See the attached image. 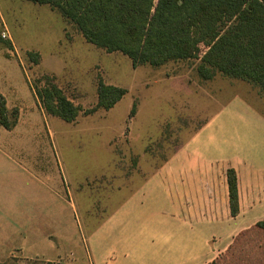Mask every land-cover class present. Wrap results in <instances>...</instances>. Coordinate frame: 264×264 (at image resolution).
Here are the masks:
<instances>
[{"label": "rangeland", "instance_id": "374dc122", "mask_svg": "<svg viewBox=\"0 0 264 264\" xmlns=\"http://www.w3.org/2000/svg\"><path fill=\"white\" fill-rule=\"evenodd\" d=\"M0 38V93L22 117L11 131L0 126V264L42 262L28 256L44 255L48 240L61 252L56 263L75 264L69 253L82 256L88 234L124 197L113 190L132 192L235 97L264 116V96L251 84L220 74L201 81L193 60L133 68L47 5L0 0ZM45 77L81 107L75 121L44 112L31 86ZM98 79L127 93L111 109L85 114ZM262 248L264 234L255 233L218 264H253Z\"/></svg>", "mask_w": 264, "mask_h": 264}, {"label": "crops", "instance_id": "0c3cea01", "mask_svg": "<svg viewBox=\"0 0 264 264\" xmlns=\"http://www.w3.org/2000/svg\"><path fill=\"white\" fill-rule=\"evenodd\" d=\"M228 169L237 176L236 216ZM113 192L124 197L88 234L82 256L69 253L75 264L209 263L239 232L264 221V116L233 98L132 192ZM48 242L44 255L28 257L56 262L61 252Z\"/></svg>", "mask_w": 264, "mask_h": 264}, {"label": "trees", "instance_id": "16d2710c", "mask_svg": "<svg viewBox=\"0 0 264 264\" xmlns=\"http://www.w3.org/2000/svg\"><path fill=\"white\" fill-rule=\"evenodd\" d=\"M47 5L72 25L83 39L107 53L126 56L133 68H159L171 62L196 61L201 81L216 74L239 79L256 87L264 96V0H26ZM0 43H3L0 38ZM8 43V42H4ZM37 63L38 55L29 53ZM31 86L44 112L71 123L81 107L67 98L50 78ZM127 91L96 83V104L84 111L109 110ZM135 112L132 105L131 113ZM18 109H9L0 93V126L10 131L18 121ZM230 212L238 213L237 176L226 171ZM255 233L264 234V221L239 232L222 253L207 264H218L239 242ZM261 247V246H260ZM254 263L264 264L259 249ZM253 263V264H254ZM37 264H61L42 261Z\"/></svg>", "mask_w": 264, "mask_h": 264}, {"label": "built area", "instance_id": "2783aa9c", "mask_svg": "<svg viewBox=\"0 0 264 264\" xmlns=\"http://www.w3.org/2000/svg\"><path fill=\"white\" fill-rule=\"evenodd\" d=\"M1 37L5 38L6 37L5 33H2L1 34Z\"/></svg>", "mask_w": 264, "mask_h": 264}]
</instances>
